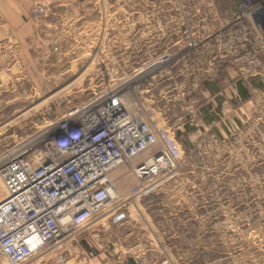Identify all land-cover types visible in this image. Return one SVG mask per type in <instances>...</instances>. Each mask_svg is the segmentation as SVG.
Returning <instances> with one entry per match:
<instances>
[{
	"label": "rangeland",
	"instance_id": "1",
	"mask_svg": "<svg viewBox=\"0 0 264 264\" xmlns=\"http://www.w3.org/2000/svg\"><path fill=\"white\" fill-rule=\"evenodd\" d=\"M43 1L48 17L34 20L23 50L0 40V170L52 123L111 91L136 93L183 149L175 177L147 195L130 197L137 179L125 165L117 168L112 176L125 203L108 206L77 240L55 250L71 247V263H88L87 247L103 242L164 264H264V0H249L240 23L229 15L236 17L244 0ZM227 49L257 53L261 88L239 114L219 111L223 138L198 116L190 135L181 132V103L207 106L197 85L221 74L214 56ZM166 55L172 61L157 64ZM4 186L0 175V198ZM0 263L8 264L1 252Z\"/></svg>",
	"mask_w": 264,
	"mask_h": 264
},
{
	"label": "built area",
	"instance_id": "2",
	"mask_svg": "<svg viewBox=\"0 0 264 264\" xmlns=\"http://www.w3.org/2000/svg\"><path fill=\"white\" fill-rule=\"evenodd\" d=\"M32 1V18L44 23L49 13L46 3ZM251 4L244 0L236 6V22L248 18ZM171 61L166 55L157 64ZM150 151L149 159L136 162ZM182 156L175 135L154 123L136 93L111 91L74 108L43 136L7 156L0 170L7 190L0 201V252L8 264H29L62 241L77 240L108 206L120 209L125 203L114 170L129 168L137 179L130 197H138L175 177ZM60 250L58 262H65L74 251Z\"/></svg>",
	"mask_w": 264,
	"mask_h": 264
},
{
	"label": "crops",
	"instance_id": "3",
	"mask_svg": "<svg viewBox=\"0 0 264 264\" xmlns=\"http://www.w3.org/2000/svg\"><path fill=\"white\" fill-rule=\"evenodd\" d=\"M29 2L28 0H0V40L12 42L22 50L32 39L35 26L30 13L31 5ZM229 16L230 20L235 22L236 17L232 12ZM211 37L213 36H208V38ZM216 37L220 38L219 36ZM214 58L221 60L223 63L221 74L218 77L214 75L211 79H203L202 82L204 83H198L197 85L201 87L200 93L207 98V106L203 109H199L200 107L196 109L193 107L192 102L181 103L180 105L185 110L180 117V121L186 120L185 125L181 124L180 130L185 132L187 129V135H190L193 127L191 121L198 116V119L211 126L215 130L214 132L220 138H223V133L218 126L222 119L219 111L227 108L229 111H234V114H239V111L243 109L242 105L251 98V91H257L258 88H261V84H257L258 74L261 70L258 69L259 60L256 52L252 53L246 49H227L217 51ZM242 91L247 94V97H244ZM236 120L238 124H241L239 116L236 117ZM83 250L86 251V248ZM139 250L136 248L130 255H126L128 251H125L126 253L122 252L120 248L112 250L103 242L95 243L94 248L90 247L89 249L87 247L88 252L86 254L91 255L93 252L88 260L89 262L87 261L88 263L82 261L71 263L68 260L62 264H164L163 260L157 256L153 258V256L144 253L136 255ZM60 252L59 249L44 257H39L40 259H37L36 264H60L56 260V255ZM46 257L49 258L47 262L40 263ZM50 258L54 259L55 262H49Z\"/></svg>",
	"mask_w": 264,
	"mask_h": 264
},
{
	"label": "bare ground",
	"instance_id": "4",
	"mask_svg": "<svg viewBox=\"0 0 264 264\" xmlns=\"http://www.w3.org/2000/svg\"><path fill=\"white\" fill-rule=\"evenodd\" d=\"M254 15H255V13H254ZM4 187H5V186H4ZM5 189H6V188H5ZM6 191H7V190H5V194H4L5 196L7 195V192H6ZM5 196H3L2 198H0V201L3 200Z\"/></svg>",
	"mask_w": 264,
	"mask_h": 264
},
{
	"label": "trees",
	"instance_id": "5",
	"mask_svg": "<svg viewBox=\"0 0 264 264\" xmlns=\"http://www.w3.org/2000/svg\"><path fill=\"white\" fill-rule=\"evenodd\" d=\"M242 94L244 95V97H247V94L245 92L242 91Z\"/></svg>",
	"mask_w": 264,
	"mask_h": 264
},
{
	"label": "water",
	"instance_id": "6",
	"mask_svg": "<svg viewBox=\"0 0 264 264\" xmlns=\"http://www.w3.org/2000/svg\"><path fill=\"white\" fill-rule=\"evenodd\" d=\"M123 216L121 215V217H119L118 219H121Z\"/></svg>",
	"mask_w": 264,
	"mask_h": 264
}]
</instances>
